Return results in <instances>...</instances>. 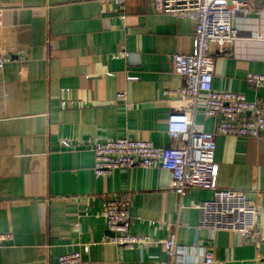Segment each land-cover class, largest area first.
Instances as JSON below:
<instances>
[{
    "label": "crops",
    "instance_id": "crops-1",
    "mask_svg": "<svg viewBox=\"0 0 264 264\" xmlns=\"http://www.w3.org/2000/svg\"><path fill=\"white\" fill-rule=\"evenodd\" d=\"M258 6L259 15L235 21L236 42L211 47L214 88L249 101L264 100V89L246 82L250 73L264 75V0ZM0 10V233L13 235L0 247V264H57L76 251L86 264H201L203 249L217 264H264V240L246 243L229 232L211 239L197 229V206L213 192L180 197L171 174L155 168L97 178L91 149L62 147L64 139L122 137L172 147L167 121L181 112L215 131L202 108L165 95L185 84L171 58L193 52L192 20L157 12L153 0H126L122 10L113 0H0ZM123 91L126 103L117 101ZM216 143L217 188L255 202L264 232V132L217 135ZM110 199L128 200L132 232L158 242L134 250L109 243ZM171 235L180 247L174 259L163 244Z\"/></svg>",
    "mask_w": 264,
    "mask_h": 264
},
{
    "label": "built area",
    "instance_id": "built-area-1",
    "mask_svg": "<svg viewBox=\"0 0 264 264\" xmlns=\"http://www.w3.org/2000/svg\"><path fill=\"white\" fill-rule=\"evenodd\" d=\"M115 8L122 10L126 0H113ZM157 12L187 18L194 22L193 52L175 54L171 58V71L181 75L185 84L166 96L187 103L189 109L202 108L205 116L216 121L213 132H205L194 125L185 112L173 113L167 121V133L176 143L172 147H155L147 141L122 137L109 141L98 138L85 141L64 139L62 147L78 150L82 146L95 155L94 173L97 178L112 175L117 170L134 167L159 169L172 176L174 192L183 197L190 190L214 193L210 200L198 206V230L211 234L220 232L239 235L246 243L261 242L264 232L258 228L261 208L243 192L219 190V165L216 162V136L260 138L264 132V100L249 101L245 95L214 88L215 59L211 47L221 51L239 39L235 21L238 17L259 15L258 0H153ZM3 11L0 10V16ZM124 17V16H122ZM5 59L0 57V69ZM136 77H128L129 81ZM246 82L253 89H264V75L250 73ZM117 101L127 102L126 91L117 95ZM66 102H63V106ZM107 229L114 236L108 242L127 250L146 249L158 241L150 236L132 232V216L128 200L110 199L104 203ZM13 241L11 233H0V247ZM171 259L177 257L180 247L175 235L163 242ZM87 249V248H86ZM201 264H217L211 251L202 252ZM57 264H86L84 252L76 251L58 257Z\"/></svg>",
    "mask_w": 264,
    "mask_h": 264
}]
</instances>
